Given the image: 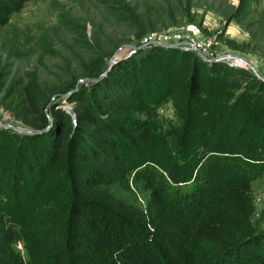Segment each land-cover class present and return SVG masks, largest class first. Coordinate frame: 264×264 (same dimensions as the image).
<instances>
[{
	"label": "rangeland",
	"instance_id": "1",
	"mask_svg": "<svg viewBox=\"0 0 264 264\" xmlns=\"http://www.w3.org/2000/svg\"><path fill=\"white\" fill-rule=\"evenodd\" d=\"M8 1V12L0 11V127L10 128V132H18L12 125L53 131L60 112L74 120L79 102L68 96L89 99L90 82L120 73L123 68L116 63L124 66L123 60L130 56L143 65L142 77L148 80L140 100L132 101L129 111L120 117L134 133L135 142L118 139L123 163L110 190L126 202L147 208L151 190L165 200L194 192L195 183L215 173L214 169H225L228 177L252 171L251 219L258 234L264 232V148H259L264 125L251 121L249 109H244L260 103L250 95L262 98L264 89L251 84L239 87L213 64L229 65L233 59L226 56L230 55L244 58L249 64L244 65L254 70L264 63V0ZM138 24H144L146 32H179L186 40L209 39L210 44L205 50H196L183 43H157L128 52L123 45L138 43ZM97 49L105 51L102 71L91 75L87 68ZM185 57L195 58L200 69L201 92L196 102H178L172 95ZM26 71H33L36 78L32 94L46 115L43 126L27 97ZM100 117L106 126H112L103 114ZM166 168L179 181L170 180ZM15 182L9 173L0 176V209L5 214L15 215L21 207L17 195L15 198ZM48 192V185L38 189L36 201L29 204V223H21L23 229L19 221L12 223L13 248L24 263L27 259L33 264L41 262V252L29 235L38 236L46 220L62 214L61 196L53 204ZM40 214L46 219L37 220ZM209 249L207 241L196 239L193 264H203Z\"/></svg>",
	"mask_w": 264,
	"mask_h": 264
},
{
	"label": "trees",
	"instance_id": "2",
	"mask_svg": "<svg viewBox=\"0 0 264 264\" xmlns=\"http://www.w3.org/2000/svg\"><path fill=\"white\" fill-rule=\"evenodd\" d=\"M117 1L108 0L109 4ZM9 8L8 0H0V11L7 13ZM147 29L138 24L135 37ZM103 54L104 50H94L88 74L102 71ZM129 57L123 60L127 63L124 66L116 63L123 68L120 73L90 82L89 99L68 96V100L79 102L74 120L60 112L53 131L10 132V128L0 127V176L9 173L16 181L15 198L17 195L21 204L20 214H5L0 209V264H33L29 259L24 263L14 250L12 223L19 221L22 229L25 224L21 223H29V204H34L43 184L50 186V202L56 203L61 196L63 210L59 217L46 220L38 236L29 235L41 252L39 264H193L192 243L196 239L210 244L203 264H264V232L258 234L251 219L252 171L228 177L225 169L217 168L195 183L194 192L165 200L151 190L147 208L126 202L110 190L123 163L118 139L135 142L134 133L120 117L129 111L132 101L140 100L148 80L142 77L143 65ZM213 64L239 87L251 84L264 89V81L249 69L223 62ZM25 75L31 109L43 126L46 115L32 94L36 78L33 71ZM200 92L199 65L195 58L185 57L177 70L172 95L178 102H196ZM252 97L261 102L244 109H249L251 121L264 125V96ZM101 114L111 121V127L103 123ZM262 147L264 132L259 137ZM165 170L170 180L179 181L169 168ZM44 216L40 214L37 220L46 219ZM50 226L54 229L48 230Z\"/></svg>",
	"mask_w": 264,
	"mask_h": 264
},
{
	"label": "built area",
	"instance_id": "3",
	"mask_svg": "<svg viewBox=\"0 0 264 264\" xmlns=\"http://www.w3.org/2000/svg\"><path fill=\"white\" fill-rule=\"evenodd\" d=\"M137 39H138V43L136 42L128 43L129 45L126 46L128 52H133L137 47L157 44V43H163V44L183 43L187 45L189 49H196V50H205L206 48H208L210 44L209 39L207 40L201 39L199 41H193L192 39L186 40L184 39L183 35L179 32H174L169 34L145 32L141 36H138ZM226 57L227 59L229 58L233 59L232 62L229 63V65L249 69L256 77L260 78L261 80H264V63L260 65L258 70H254L252 69V67L251 68L246 67L244 64L249 65L248 62H246L244 58L240 56L230 55Z\"/></svg>",
	"mask_w": 264,
	"mask_h": 264
},
{
	"label": "water",
	"instance_id": "4",
	"mask_svg": "<svg viewBox=\"0 0 264 264\" xmlns=\"http://www.w3.org/2000/svg\"><path fill=\"white\" fill-rule=\"evenodd\" d=\"M129 44H124V46H128ZM86 79H93V77L91 78H86ZM13 128H15L16 130L18 131H22V132H36V131H39L38 129H34V128H31V127H26V126H19V125H12Z\"/></svg>",
	"mask_w": 264,
	"mask_h": 264
}]
</instances>
